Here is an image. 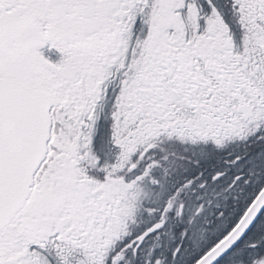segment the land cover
<instances>
[{"label":"snow or ice","instance_id":"obj_1","mask_svg":"<svg viewBox=\"0 0 264 264\" xmlns=\"http://www.w3.org/2000/svg\"><path fill=\"white\" fill-rule=\"evenodd\" d=\"M0 264H264V0H0Z\"/></svg>","mask_w":264,"mask_h":264}]
</instances>
